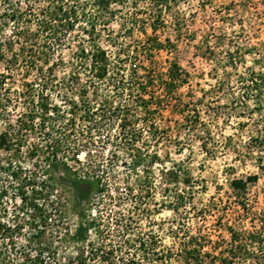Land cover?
Here are the masks:
<instances>
[{"label":"rangeland","instance_id":"rangeland-1","mask_svg":"<svg viewBox=\"0 0 264 264\" xmlns=\"http://www.w3.org/2000/svg\"><path fill=\"white\" fill-rule=\"evenodd\" d=\"M0 264H264V0H0Z\"/></svg>","mask_w":264,"mask_h":264},{"label":"trees","instance_id":"trees-1","mask_svg":"<svg viewBox=\"0 0 264 264\" xmlns=\"http://www.w3.org/2000/svg\"><path fill=\"white\" fill-rule=\"evenodd\" d=\"M99 71V69L96 70V72ZM200 256V255H199ZM201 259V258H200Z\"/></svg>","mask_w":264,"mask_h":264}]
</instances>
